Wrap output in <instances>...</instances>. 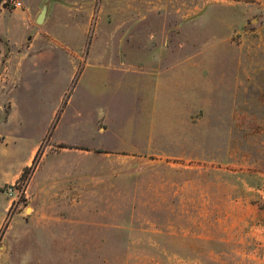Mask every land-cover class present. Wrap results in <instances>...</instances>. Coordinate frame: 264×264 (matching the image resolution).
<instances>
[{
  "label": "rangeland",
  "instance_id": "obj_1",
  "mask_svg": "<svg viewBox=\"0 0 264 264\" xmlns=\"http://www.w3.org/2000/svg\"><path fill=\"white\" fill-rule=\"evenodd\" d=\"M20 2L0 0V264H264V0H39L14 29ZM127 139L149 150L103 151ZM56 152L65 197L10 203Z\"/></svg>",
  "mask_w": 264,
  "mask_h": 264
},
{
  "label": "crops",
  "instance_id": "obj_2",
  "mask_svg": "<svg viewBox=\"0 0 264 264\" xmlns=\"http://www.w3.org/2000/svg\"><path fill=\"white\" fill-rule=\"evenodd\" d=\"M22 2H23V4H27V7H26L25 11L23 12V14L21 16L22 21H20V22L15 21L14 22V29H18L17 27L20 25L19 23L29 22V24H30L31 17L32 18L34 17L33 16V14H34L33 10H31V9L37 7L38 4H39V0H22ZM28 6H31L32 8L30 9V7H28ZM37 8H36V11H37ZM108 56L109 57H122V56H125V55L122 52H119L117 50H111L110 52H106V51L103 52L101 49L99 51H97L95 54H93V57H95V58L108 57ZM164 81H165V79H164ZM164 81L162 80V82L161 81L157 82L156 85H154L155 89L160 91L161 88H163ZM185 83H186V86H185L186 87V95H185L184 99L186 100V102H188L189 98L192 99V90H191V89H193V87H192V79H190V81H189L188 76H186V82ZM189 84H190V86H189ZM136 110H138V109L135 108L134 111H136ZM114 123L112 124L113 129L116 130V128H115L116 126L120 127V129L116 130V131H113V132H116L115 133L116 135L119 133L120 134V138L123 137L125 135L123 132H125L127 130L125 127H127L129 124L127 126H122L119 122L115 123V124ZM122 130H124V131H122ZM106 131H107V129H104L102 134L106 133ZM139 131H141V130H139ZM126 132H127L126 136L128 137V135H129V138H130L131 135H130L129 131L127 130ZM138 135L139 136H141V135L142 136H146V138H148L150 140V137H151L152 134H151V132L150 133L147 132V134L138 132V134L136 136H138ZM127 141H128V139H127ZM123 142H125V141H123ZM35 148H33V150ZM146 149L149 150L148 148H146ZM146 149L143 148V144H134V143H130L129 142L128 147H127L125 144H123L121 142L119 144V146L111 148L110 150H103V151H106V152L111 153V154L119 153V152L134 154V153H139V152L146 151ZM33 150H32V152H33ZM75 151H79L80 152L78 154H75V156H74L75 158H77L78 164H79V161L81 162V161H84V160H86L88 158V156H87L88 154L87 153H91L90 150L88 151L87 149H78V150L76 149ZM0 153H2V147H0ZM53 155L55 156V161H53V162H54V164L56 162L57 165L55 164V165H53L51 167H48L47 170L43 171L42 170V169H44L43 168V166H44L43 161H44L45 158H41L39 164L36 167V171L33 173L32 177H31L30 186H31V199L32 200H37V201L54 200V199L55 200H59V199H63L65 197V196L64 197L63 196H58L59 194H56V193H50L48 191H45V190H49V189H46V188H49L50 185H54V184L57 185V183H59L60 180H62L64 178V176L66 175V172L68 174L69 170H71V169H69L71 167L67 166L66 161H63V162H61L59 164L57 162L60 159L61 160L68 159L67 156H65V154H63L61 152H56ZM29 160H30V156L28 157V159L26 161H24V162L20 163L18 166H16V168L14 169V173L16 174L15 177H17L20 174V172L28 165ZM76 167L73 169L74 173H76V169H77ZM65 168H68L67 171H65L66 170ZM79 174L80 173L78 171V175ZM50 181H52L53 184L50 183ZM7 182H8L7 174L4 175V176H1L0 185L1 184H5ZM5 209H6V206H5Z\"/></svg>",
  "mask_w": 264,
  "mask_h": 264
},
{
  "label": "built area",
  "instance_id": "obj_3",
  "mask_svg": "<svg viewBox=\"0 0 264 264\" xmlns=\"http://www.w3.org/2000/svg\"><path fill=\"white\" fill-rule=\"evenodd\" d=\"M4 3L14 9H19L22 6L20 0H4ZM31 172L27 177L18 183H13L4 188V194L9 198L10 203L18 201L24 194H26V187L30 181Z\"/></svg>",
  "mask_w": 264,
  "mask_h": 264
},
{
  "label": "water",
  "instance_id": "obj_4",
  "mask_svg": "<svg viewBox=\"0 0 264 264\" xmlns=\"http://www.w3.org/2000/svg\"><path fill=\"white\" fill-rule=\"evenodd\" d=\"M47 13V6L43 5L39 15L36 18V24H42Z\"/></svg>",
  "mask_w": 264,
  "mask_h": 264
}]
</instances>
